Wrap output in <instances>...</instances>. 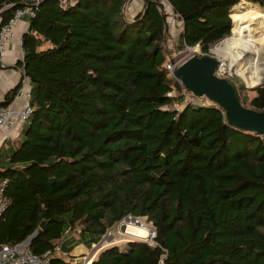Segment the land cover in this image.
I'll return each instance as SVG.
<instances>
[{"label": "trees", "instance_id": "16d2710c", "mask_svg": "<svg viewBox=\"0 0 264 264\" xmlns=\"http://www.w3.org/2000/svg\"><path fill=\"white\" fill-rule=\"evenodd\" d=\"M32 1L0 0V26ZM142 2L132 14L123 0L35 5L19 62L33 112L0 165V245L32 236L29 248L50 264H264V135L187 100L163 46L165 2L182 24L175 46L208 52L264 27V0ZM234 87L264 110V85L249 104ZM126 216L146 217L152 244L110 245L92 261L69 255L67 233L79 228L91 245Z\"/></svg>", "mask_w": 264, "mask_h": 264}, {"label": "built area", "instance_id": "2783aa9c", "mask_svg": "<svg viewBox=\"0 0 264 264\" xmlns=\"http://www.w3.org/2000/svg\"><path fill=\"white\" fill-rule=\"evenodd\" d=\"M38 1L39 0H33L32 4H27L23 7L16 9L13 16L8 20V22L0 26V60L2 59L5 53L6 43L14 37V28L17 25L18 21L23 17H26L27 19L33 17L35 15L34 7L38 3ZM56 1L58 2L59 5L65 6L68 0H56ZM133 3H135V0H131V2L130 0H127L124 6L126 7V10L128 8L131 9L137 5V2L136 4ZM186 47L188 48V51L182 53H174L171 54L169 58H167V61L165 62V67L170 72L171 75H172V71L176 67L181 65L183 62H185L193 55L200 56V55L209 54L207 52H203L199 45L186 46ZM219 66L216 71L218 75H220ZM25 78L27 77L24 76L23 78H21L20 86L13 97V99L16 98L17 96L22 98L23 103L19 107H16L13 104V101L0 105V130L6 129L11 131H15V130L18 131L19 129H21L22 125L28 121L29 117L33 112V107L29 103L31 97L30 86L28 85V82L27 80H25ZM181 86L183 88L185 98L190 102L197 104L198 102L195 101L196 100L194 98L195 96L192 95L191 93L190 94L187 93L185 91L186 88L182 84ZM17 131L15 137H18L20 134L19 131L18 132ZM6 183H7L6 179H0V216L5 211L7 205V200L3 194ZM79 231L80 230L77 229L78 233ZM122 231H125V229H123ZM152 234H153V238H155L154 230H152ZM103 236L98 242L92 243L90 245V248L86 246L84 242L77 243L72 247L71 251L69 252V255H73L76 258V260L78 259L79 261H90L91 258H86V253L89 251L96 252L99 249L100 245L103 244V242H100ZM135 240H140V239H135ZM153 241L150 244H152ZM28 243H29V239L27 238V240L25 239L22 242L0 245V264H50V257L48 253H43L41 255L36 254L29 248ZM55 249L59 250V245H57ZM159 264H161V262Z\"/></svg>", "mask_w": 264, "mask_h": 264}, {"label": "water", "instance_id": "95a60500", "mask_svg": "<svg viewBox=\"0 0 264 264\" xmlns=\"http://www.w3.org/2000/svg\"><path fill=\"white\" fill-rule=\"evenodd\" d=\"M69 2L68 0L66 3ZM126 2L127 0H123V8ZM164 31L166 33V27ZM167 56L170 57L168 51ZM219 61L211 54L193 55L176 67L172 71V76L178 79L195 97H205L224 110L226 122L229 125L264 135V110L258 111L243 105L236 94L233 83L217 74ZM2 104L3 102L0 103ZM124 226L125 224L122 223L121 229H124ZM31 238L32 236L28 239Z\"/></svg>", "mask_w": 264, "mask_h": 264}, {"label": "rangeland", "instance_id": "374dc122", "mask_svg": "<svg viewBox=\"0 0 264 264\" xmlns=\"http://www.w3.org/2000/svg\"><path fill=\"white\" fill-rule=\"evenodd\" d=\"M137 5L134 6L131 9H127L125 8V11L128 12V14H132L133 12L136 13L141 5H142V0H135V3ZM247 4H250V2L248 1ZM165 11L167 13V30L165 33V41H163V46L166 49V51H168L171 54L174 53H182V52H186L188 51V48L185 47L184 49L180 50L179 47L175 46L176 43V38L179 35V31L180 28L182 26L181 21L177 19V16L173 13L172 9L169 7V5L165 2ZM234 24V22H233ZM258 26V25H256ZM255 27V26H254ZM264 29V27H261ZM250 30V29H249ZM247 31H241L238 32L236 34H231L232 35H237L243 32H248ZM232 35H228V36H232ZM227 37V36H226ZM224 37V38H226ZM223 38V40H224ZM220 41V40H219ZM217 43V42H216ZM213 43L209 46L208 48V52L209 54L216 56L220 61H219V65H222L223 70L222 72H219V74L223 77H226L227 79H229L232 83H234V85L236 86L239 95L241 96V98L244 100L246 99V104H249V100L255 95V89L259 86L264 85V75L262 78V81L260 83H257L255 80H251V79H246L244 77H242L235 69H234V58L233 57H221L220 55H217L216 53L213 52L212 47L214 48L217 44ZM216 44V45H215ZM249 71V70H248ZM243 85V88H240V85ZM198 103H202V104H209L211 103V101H209L208 99H206L205 97H197L196 100ZM124 223V229L126 228V225L129 224H133L134 226L137 227H143L144 229H146L147 231V236L146 237H139V236H135L132 235L130 233H127L126 231H122L123 229H121V224ZM79 229V228H78ZM152 224L146 219V217H138V218H134L131 216L126 217L125 219L122 220L121 223L117 224L116 226H114L113 228H111L102 238V240L100 242H103L102 245H100L99 249L96 252H90V258H95L98 254V252L110 245H119L121 248L125 247L126 242L132 239H140V240H144L146 242L151 243L154 238H153V234H152ZM68 236H70L72 238V241H70L71 243L73 242V244L78 243L79 241L81 242V240L79 239L80 236H78V232L77 229L73 230L69 233H67ZM27 240V239H26ZM89 248L90 245L86 244ZM65 258H67L68 256L66 254H62Z\"/></svg>", "mask_w": 264, "mask_h": 264}, {"label": "crops", "instance_id": "0c3cea01", "mask_svg": "<svg viewBox=\"0 0 264 264\" xmlns=\"http://www.w3.org/2000/svg\"><path fill=\"white\" fill-rule=\"evenodd\" d=\"M28 25V19L26 17L21 18L14 28V37L6 43L5 53L0 60V103L5 100L7 93L11 89L16 88L21 81V78L24 77L23 70L19 66V62L23 58L21 39L22 35L27 31ZM25 80H27L28 85L30 86L29 79L25 78ZM12 101L16 107H19L23 103V99L18 96ZM16 131L17 130H0V165L5 163L10 149L15 145L14 139L16 138ZM18 131L20 133V129ZM78 243H80V241ZM76 244L77 243L73 244V246ZM90 252L86 253V258H90ZM93 259L94 258H91L90 261Z\"/></svg>", "mask_w": 264, "mask_h": 264}, {"label": "bare ground", "instance_id": "6f19581e", "mask_svg": "<svg viewBox=\"0 0 264 264\" xmlns=\"http://www.w3.org/2000/svg\"><path fill=\"white\" fill-rule=\"evenodd\" d=\"M212 50L221 57H233L234 69L244 78L262 81L264 75V29L257 27L245 35L220 41ZM249 70V71H248ZM219 71H224L222 65ZM225 72V71H224Z\"/></svg>", "mask_w": 264, "mask_h": 264}]
</instances>
